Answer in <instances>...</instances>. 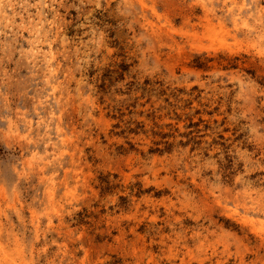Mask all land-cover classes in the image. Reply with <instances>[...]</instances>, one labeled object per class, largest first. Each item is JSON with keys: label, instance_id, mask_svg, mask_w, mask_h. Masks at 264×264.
I'll return each instance as SVG.
<instances>
[{"label": "rangeland", "instance_id": "374dc122", "mask_svg": "<svg viewBox=\"0 0 264 264\" xmlns=\"http://www.w3.org/2000/svg\"><path fill=\"white\" fill-rule=\"evenodd\" d=\"M0 264H264V0H0Z\"/></svg>", "mask_w": 264, "mask_h": 264}]
</instances>
